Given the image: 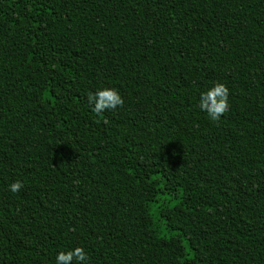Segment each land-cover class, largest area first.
<instances>
[{
  "label": "trees",
  "instance_id": "16d2710c",
  "mask_svg": "<svg viewBox=\"0 0 264 264\" xmlns=\"http://www.w3.org/2000/svg\"><path fill=\"white\" fill-rule=\"evenodd\" d=\"M75 247L264 264V0H0V264Z\"/></svg>",
  "mask_w": 264,
  "mask_h": 264
},
{
  "label": "clouds",
  "instance_id": "9594fccd",
  "mask_svg": "<svg viewBox=\"0 0 264 264\" xmlns=\"http://www.w3.org/2000/svg\"><path fill=\"white\" fill-rule=\"evenodd\" d=\"M88 102L93 105L92 111L101 114L106 110H116L123 105V99L115 89L104 88L88 96ZM199 108L206 112L212 121H218L229 111V89L224 83L217 82L207 91L201 92ZM23 184L16 180L8 186V191L16 193ZM90 258L83 247L59 251L55 256V264H89Z\"/></svg>",
  "mask_w": 264,
  "mask_h": 264
}]
</instances>
